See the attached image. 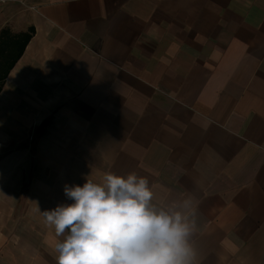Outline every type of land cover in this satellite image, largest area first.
<instances>
[{
	"label": "crops",
	"instance_id": "obj_1",
	"mask_svg": "<svg viewBox=\"0 0 264 264\" xmlns=\"http://www.w3.org/2000/svg\"><path fill=\"white\" fill-rule=\"evenodd\" d=\"M3 28L34 33L0 91V264H56L41 213L107 172L190 200L199 264H264V0H0Z\"/></svg>",
	"mask_w": 264,
	"mask_h": 264
},
{
	"label": "clouds",
	"instance_id": "obj_2",
	"mask_svg": "<svg viewBox=\"0 0 264 264\" xmlns=\"http://www.w3.org/2000/svg\"><path fill=\"white\" fill-rule=\"evenodd\" d=\"M64 195L72 202L41 213L63 237L53 245L56 264H199L191 201L157 208L146 177L107 172L101 182L66 185Z\"/></svg>",
	"mask_w": 264,
	"mask_h": 264
},
{
	"label": "trees",
	"instance_id": "obj_3",
	"mask_svg": "<svg viewBox=\"0 0 264 264\" xmlns=\"http://www.w3.org/2000/svg\"><path fill=\"white\" fill-rule=\"evenodd\" d=\"M33 33L32 28L19 33H14L9 28L0 30V91L8 73L23 54Z\"/></svg>",
	"mask_w": 264,
	"mask_h": 264
}]
</instances>
